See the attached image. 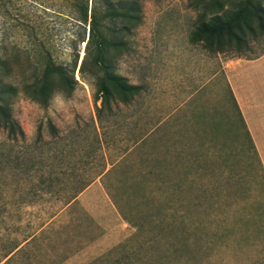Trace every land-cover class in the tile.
Segmentation results:
<instances>
[{"label": "rangeland", "instance_id": "1", "mask_svg": "<svg viewBox=\"0 0 264 264\" xmlns=\"http://www.w3.org/2000/svg\"><path fill=\"white\" fill-rule=\"evenodd\" d=\"M6 1L0 54L19 83L27 54L46 60L40 15L56 61L79 55L71 93L13 100L23 139L0 127V264H264V40L212 53L190 42L196 0H145L143 23L109 53L143 92L99 122L97 50L49 34L50 0ZM159 125L158 140L137 142Z\"/></svg>", "mask_w": 264, "mask_h": 264}, {"label": "trees", "instance_id": "2", "mask_svg": "<svg viewBox=\"0 0 264 264\" xmlns=\"http://www.w3.org/2000/svg\"><path fill=\"white\" fill-rule=\"evenodd\" d=\"M10 1L14 3L16 0ZM144 1L50 0V5L46 7L51 15L60 19L51 29L50 35L59 36L65 32L73 51H76L82 42H86L87 51L90 48L97 50L96 63L103 71L94 82L95 102L101 101V105H97L99 122L112 113L115 106L129 105L143 92L141 84L130 82L127 76L115 70L109 53L115 47L123 45L118 40L119 34L131 32L143 23ZM38 4L43 6L42 3ZM0 6H7V1L0 0ZM194 6L198 10V22L190 32V42L193 44H202L212 53L228 51L244 56L252 52L254 43L264 40V0H196ZM40 20L39 26L34 25L32 29L35 34H41L38 42L46 58L41 66L27 54L28 67L19 83V76L13 72L15 69L10 64V56L0 54V127L7 131L13 141L25 137L23 127L13 114L12 103L16 97L24 94L47 105L56 89L71 93L78 82L74 72L79 54L76 52V60L72 64L57 62L52 48L58 43H45L42 27L44 20L41 15ZM16 48L17 55L24 53L19 47ZM84 65L85 59L80 67L81 74ZM239 116L243 122L240 112ZM49 126L56 135L58 129L55 124L50 122ZM159 128L160 125L150 134L140 136L137 142L145 144L157 139L154 137L160 132ZM247 134L250 136L248 131ZM171 169L170 165H167V173H170ZM87 185L88 181L73 188L66 202L75 199ZM136 185L142 187L143 183L138 182ZM17 247L18 245L13 247L5 257Z\"/></svg>", "mask_w": 264, "mask_h": 264}, {"label": "water", "instance_id": "3", "mask_svg": "<svg viewBox=\"0 0 264 264\" xmlns=\"http://www.w3.org/2000/svg\"><path fill=\"white\" fill-rule=\"evenodd\" d=\"M82 64V63H81ZM81 66V65H80Z\"/></svg>", "mask_w": 264, "mask_h": 264}]
</instances>
